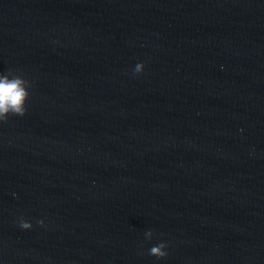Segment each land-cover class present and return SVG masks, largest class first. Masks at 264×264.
Returning a JSON list of instances; mask_svg holds the SVG:
<instances>
[{
	"label": "water",
	"instance_id": "obj_1",
	"mask_svg": "<svg viewBox=\"0 0 264 264\" xmlns=\"http://www.w3.org/2000/svg\"><path fill=\"white\" fill-rule=\"evenodd\" d=\"M8 70L0 264H264V0H0Z\"/></svg>",
	"mask_w": 264,
	"mask_h": 264
},
{
	"label": "clouds",
	"instance_id": "obj_2",
	"mask_svg": "<svg viewBox=\"0 0 264 264\" xmlns=\"http://www.w3.org/2000/svg\"><path fill=\"white\" fill-rule=\"evenodd\" d=\"M144 73V64L137 63L132 70L133 76H139ZM31 83L14 73L13 71H0V123L6 122L9 117H23L26 115L27 103L29 100V89ZM37 223L43 227L44 221L38 220ZM20 229L28 231L33 225L28 220L21 217L18 221ZM146 241H152L154 232L152 230L143 233ZM167 244L160 242L149 249V254L156 257L158 260H163L167 257Z\"/></svg>",
	"mask_w": 264,
	"mask_h": 264
}]
</instances>
